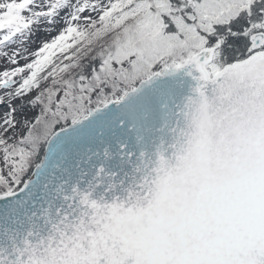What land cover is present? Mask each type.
<instances>
[{"label": "snow or ice", "instance_id": "snow-or-ice-1", "mask_svg": "<svg viewBox=\"0 0 264 264\" xmlns=\"http://www.w3.org/2000/svg\"><path fill=\"white\" fill-rule=\"evenodd\" d=\"M0 264H264V0H0Z\"/></svg>", "mask_w": 264, "mask_h": 264}, {"label": "rangeland", "instance_id": "rangeland-1", "mask_svg": "<svg viewBox=\"0 0 264 264\" xmlns=\"http://www.w3.org/2000/svg\"><path fill=\"white\" fill-rule=\"evenodd\" d=\"M32 47L34 48V47H36V45H33Z\"/></svg>", "mask_w": 264, "mask_h": 264}]
</instances>
